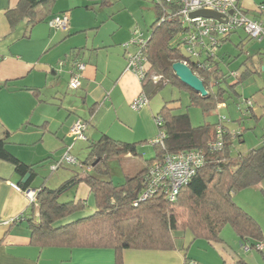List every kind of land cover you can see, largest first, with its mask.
<instances>
[{
	"label": "crops",
	"instance_id": "1",
	"mask_svg": "<svg viewBox=\"0 0 264 264\" xmlns=\"http://www.w3.org/2000/svg\"><path fill=\"white\" fill-rule=\"evenodd\" d=\"M18 1L0 0V138H6L10 153L25 164H33L35 176L30 188H37L42 183L48 186L46 179L35 185L39 179L37 169L52 161L59 162L69 144L70 152L74 153L75 149L88 152L87 145L103 134L126 142L155 139L158 135L155 122L158 108L151 106L150 101L139 110L129 106V102L142 91V84L126 70L127 47L116 41L113 35L110 41L104 38L98 41L87 31L90 26L99 27V23L107 18H101L99 22L95 18L96 25L93 26L88 21L89 14L72 10L81 5L62 2L56 11H52L57 1L54 0L49 6L39 7L45 15L44 20L31 24L27 17H23L12 26L7 10L16 7ZM88 1L85 0L83 6L95 14L107 5L98 4L97 0ZM96 4L98 7L94 6ZM239 4L247 15L252 12L250 17L264 24V0H239ZM66 11H70L66 29L49 26L48 20L53 15ZM238 31L244 32L236 30L226 41ZM244 38L245 35H239L233 42L239 50L234 60L242 57L235 70L239 73L247 70L245 77L258 78L253 80L254 89L250 95L244 97L253 101L251 112L246 114L258 121L264 118V38L251 46L249 42L252 40ZM216 60L223 71L231 70V57L227 52L217 51ZM74 61L84 62L85 69L81 87L70 90L68 83ZM32 89L36 92L33 93ZM226 107L224 103L220 109ZM76 118L87 123L86 141L73 140L69 134ZM236 123L239 125V120ZM243 128L229 127L232 132L241 134L233 136L234 144L243 143L251 149L262 142L264 129L257 135L254 127H248L254 136L249 138ZM130 156L126 154L121 158ZM65 168L67 172L59 175L58 185L71 177H81L75 167ZM21 179L10 163L0 160V264H115L111 248L32 245L26 218L29 201L24 192L11 185H19ZM65 193L66 199L85 203V209L78 213L81 216L95 210L93 195L83 181H75ZM233 199L258 221L264 234V179L234 192ZM87 206L91 210L87 211ZM34 209L36 215V205ZM74 217H68L66 221ZM13 220L15 223L12 224ZM225 227L221 231L222 240L217 242L194 239L185 230L174 233L175 248L172 250L125 249L121 264H240V260L247 264H264V247L245 249L233 229L228 226L231 231L224 230Z\"/></svg>",
	"mask_w": 264,
	"mask_h": 264
},
{
	"label": "trees",
	"instance_id": "2",
	"mask_svg": "<svg viewBox=\"0 0 264 264\" xmlns=\"http://www.w3.org/2000/svg\"><path fill=\"white\" fill-rule=\"evenodd\" d=\"M153 1L157 17L142 46L148 76L141 84L148 99L166 83H171L187 89L189 103L199 106L204 114H208L218 103H225L227 97L239 95L236 86L247 76V70L240 73L236 70L223 71L216 60V52L211 54L206 50L196 59L186 56L181 49L182 37L188 26L177 15L176 4L165 0ZM53 2L19 0L16 7L7 10L8 21L12 26L23 17H27L31 24L42 21L45 15L39 7L49 6ZM238 7L247 15L239 3ZM232 32L219 37L217 47ZM244 40L252 38L245 34ZM182 60L187 61L191 70L202 80L207 91L205 96L181 82L174 74L172 63ZM232 72H236V75H232ZM153 75H158L159 79L154 81ZM32 92L36 90L32 89ZM244 111L250 113L251 109ZM155 118L159 119L156 124L164 135L162 143L151 140L153 157L145 159L143 166L134 174H125L122 183L115 184L109 177L110 159H120L126 154L141 157L139 147L144 141L126 142L103 134L87 145L88 153L80 162L92 166L91 169L82 170L81 177H71L56 187L42 183L36 188L37 214L34 204L29 203L26 216L32 245L111 248L115 264H121L125 249H174V233L177 231L188 230L194 239L217 242L222 240V229L230 226L249 249L255 248L256 243L263 240L264 234L258 221L234 201L233 193L264 179V140L233 157V136L239 137L241 134L229 129V118L223 123V146L219 150L208 148V143L215 138L218 119L212 124L193 126L187 112L175 114L166 104L158 110ZM6 144V138H0V160L10 163L22 177L29 174L24 183H19L21 189L27 190L35 176L33 164L19 160L8 151ZM189 150H202L203 164L180 187L173 199H169L161 187L142 196L151 180L150 170L162 163L166 154ZM77 180L88 186L94 198L95 210L85 216L78 214L86 207L83 201L59 200L68 186ZM72 216L76 217L65 221ZM239 262L247 264L243 260Z\"/></svg>",
	"mask_w": 264,
	"mask_h": 264
},
{
	"label": "built area",
	"instance_id": "3",
	"mask_svg": "<svg viewBox=\"0 0 264 264\" xmlns=\"http://www.w3.org/2000/svg\"><path fill=\"white\" fill-rule=\"evenodd\" d=\"M168 3H174L177 6V15L188 26L184 33L183 47L186 56L191 58H199L201 52L210 51L215 53L217 49L218 38L224 36L232 31L243 30L246 35L255 40H262L264 38V24L261 20L253 19L243 13L238 7L239 0H165ZM199 9H206L222 14V20L213 18H205L201 16L190 17V13ZM232 10L230 13L229 11ZM68 15L66 13H59L52 16L48 20L50 27L55 29H66L68 27ZM145 38L133 39L130 43L137 46L135 52L130 53L127 57L126 70L132 72L142 83L147 78L146 71V57L142 52V46ZM187 63V61L182 60ZM85 69V63L82 61H74L71 70L68 86L70 89H77L81 86V77ZM236 75V72H232ZM152 79L157 81L158 75H153ZM147 94L142 90L129 103L130 108L139 110L148 103ZM244 109H251L253 101L251 99H244ZM217 109L224 106L219 105ZM218 125L216 126V135L214 140L208 143V148L211 150H219L223 146V123L227 122L226 115L218 113ZM155 122L159 123V119L155 118ZM87 123L81 118H76L69 128V134L74 140H88L86 134ZM164 138L162 132L153 139L154 142H161ZM264 140V137H263ZM71 145L66 147L59 162L52 165V169L58 168L62 163L70 162L76 163L77 160L70 154ZM204 155L202 150L180 151L177 153L166 154L162 163L156 164L151 172V180L148 183V188L143 192L142 196L151 194L156 188H163L166 196L173 199L180 187L185 184L190 177L195 173L197 168L203 164ZM83 165V164H82ZM87 166L91 169L92 166ZM12 187L18 191L24 192L29 203H35L37 190L27 189L23 190L17 184L11 183ZM264 246V237L262 241L256 243V249H262ZM245 249H249L248 245H244Z\"/></svg>",
	"mask_w": 264,
	"mask_h": 264
},
{
	"label": "rangeland",
	"instance_id": "4",
	"mask_svg": "<svg viewBox=\"0 0 264 264\" xmlns=\"http://www.w3.org/2000/svg\"><path fill=\"white\" fill-rule=\"evenodd\" d=\"M99 1L98 4H100L103 0H97ZM106 4L102 11L95 14L94 12L87 10L83 5L85 0H57L54 6L52 7V11H56L59 8V5L62 4V2H67L68 4L72 3L75 5V3H78L75 8L72 10H79L80 12H85L89 14L88 21L91 23V25L95 26V18L97 21H101V18H107V20H104L100 22V26L97 28H91L87 31L94 35L96 40H100L104 38L106 41H110L111 35H113L114 39L116 41H119L125 45L126 43H130L133 39H136L138 37L140 38H146L151 33V25L155 22V19L157 17L156 13V7L153 0H105ZM92 2V0L88 1ZM105 4V3H104ZM95 7H98V5H94ZM70 11H66L68 15V21H70ZM113 15L112 18H109V15ZM248 16H253L252 12L248 13ZM239 35H245L244 32L238 31L231 35L230 41H223L221 42V45L217 47V51H220V53L227 52L230 57L231 61L229 63V69L231 71H234L235 68L239 65V62L241 61L242 57L237 58L234 60V57L236 54H238L239 50L233 42H235L238 39ZM124 41V42H123ZM251 42V43H250ZM249 44L250 46L256 42L255 39H252ZM118 47V46H117ZM119 48L121 46L119 45ZM128 52H126V61L127 57L130 53H133L136 51L137 46L135 45H127ZM184 51V47L181 49ZM226 67V65H225ZM255 80H258L257 77L254 78ZM252 77H245L241 80V82L236 86L237 91L240 95L233 94L230 97H227V100L225 102L226 108L217 109L215 108L208 114H204L203 111L199 106L191 105L189 103V92L187 89L183 87H178L177 85H173L171 83H166L157 93L150 96L149 101L151 106H155L160 110L162 106L165 104L167 106L172 107V112L175 114L178 113H184L187 112L190 118V122L193 126H198L203 123L212 124L215 123L218 119V113L221 115H226L229 120H231L227 125L230 128H240L242 129L245 135H249V138H253V134L251 133V130L248 129V127H254V131L258 134H261L264 129V118L258 121H254L252 118H249L248 115L244 111V103L243 100L245 99V96H249L251 91L254 89L253 80ZM252 82V83H251ZM252 84V85H251ZM70 89V88H68ZM74 90V89H70ZM69 90V91H70ZM130 103V102H129ZM130 106V105H129ZM238 107H241V110L238 109ZM237 120H239V125H237ZM90 127V126H89ZM91 128V127H90ZM158 129V127H157ZM233 130V129H232ZM159 133V129L157 130ZM74 140V139H73ZM78 140V139H77ZM73 142V141H72ZM71 142V143H72ZM75 142V141H74ZM73 142V143H74ZM151 141L144 142L139 148V152H141L142 156H130L129 158H120L119 162L116 161V158L110 159V168L113 170L109 177H111L112 181L115 184L122 183L125 179V174H134L138 169H140L143 166L144 160L149 159L153 157L154 155V147ZM234 144V142H233ZM243 143H235L231 147L232 156H236L238 153H245L248 148ZM70 145V144H69ZM88 149V148H87ZM250 149V148H249ZM66 150V148H65ZM86 150L83 152L82 150L75 149V152H70L72 156H74L77 160L76 163H70L66 162L62 166H58L57 169H52V165L55 164V161H52L51 163H47L46 165H42L38 167V180L35 181V185H38L42 180L46 179L47 185L50 187L57 186L59 182V178L62 173H65L66 171L65 167H75L80 172L82 170L87 169V166L82 165L80 163L82 160H84L86 155ZM88 153V152H87ZM63 155V154H62ZM67 172V171H66ZM62 195L59 200L60 201H66V195ZM91 210L89 206H87V211ZM66 221V220H65ZM224 230H230V227H225Z\"/></svg>",
	"mask_w": 264,
	"mask_h": 264
},
{
	"label": "water",
	"instance_id": "5",
	"mask_svg": "<svg viewBox=\"0 0 264 264\" xmlns=\"http://www.w3.org/2000/svg\"><path fill=\"white\" fill-rule=\"evenodd\" d=\"M230 13L232 10L229 11ZM190 17H195V16H201L205 18H213L216 20L221 21L222 20V14L206 10V9H199L196 11L191 12ZM174 74L179 78L181 82L189 86L191 89L195 90L198 92L201 96H205L207 91L204 87V84L202 80L191 70L190 66L182 61H175L172 63L171 66ZM29 174H25L21 182L24 183L26 179L28 178Z\"/></svg>",
	"mask_w": 264,
	"mask_h": 264
},
{
	"label": "clouds",
	"instance_id": "6",
	"mask_svg": "<svg viewBox=\"0 0 264 264\" xmlns=\"http://www.w3.org/2000/svg\"><path fill=\"white\" fill-rule=\"evenodd\" d=\"M18 185V184H17ZM19 186V185H18ZM29 189H35V190H37L36 188H29ZM37 195V194H36Z\"/></svg>",
	"mask_w": 264,
	"mask_h": 264
}]
</instances>
